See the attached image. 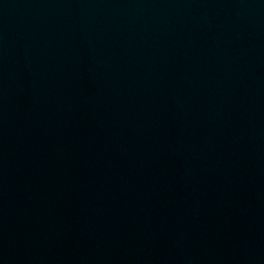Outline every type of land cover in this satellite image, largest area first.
I'll return each instance as SVG.
<instances>
[{
  "label": "water",
  "instance_id": "95a60500",
  "mask_svg": "<svg viewBox=\"0 0 264 264\" xmlns=\"http://www.w3.org/2000/svg\"><path fill=\"white\" fill-rule=\"evenodd\" d=\"M0 264H264V0H0Z\"/></svg>",
  "mask_w": 264,
  "mask_h": 264
}]
</instances>
